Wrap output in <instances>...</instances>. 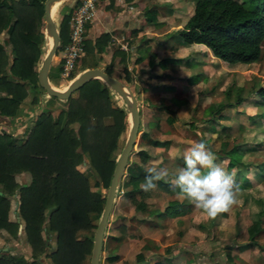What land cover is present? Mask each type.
<instances>
[{"label":"trees","instance_id":"1","mask_svg":"<svg viewBox=\"0 0 264 264\" xmlns=\"http://www.w3.org/2000/svg\"><path fill=\"white\" fill-rule=\"evenodd\" d=\"M44 2L0 0V34L3 30L8 33V38L0 41V91L5 92L2 95L0 93L1 116H14L29 88L44 91L35 69L43 57L40 45L44 35L41 31ZM79 3L80 0H77L62 16L58 51L63 50L70 40V19ZM154 20L155 9L146 8L140 23L145 25ZM170 36L187 43H202L215 56L230 63L256 62L263 51L264 0H195L187 20L174 29ZM109 41L110 34L104 32L93 41L85 40V51L102 50ZM170 59L165 57L157 65L164 66ZM105 71L112 75L111 68L106 67ZM49 76L53 78L50 72ZM125 79L127 82L131 80L129 76ZM196 79L197 75H192L187 81ZM242 90L243 86H239V104L244 99ZM75 91H78V95L71 94L66 99L67 107L61 109L57 116L41 111L24 138L19 139L6 131L0 133V228L18 235L23 223L26 240L31 247L29 258L22 253L12 254L9 250L1 249L0 264H43L44 257H49L51 264H90L93 234L83 237L78 234L93 231L97 227L94 219L100 218L106 195L101 190L91 188L88 176L78 165L87 160L88 168L97 177V186L108 188L118 159L112 158L111 154L119 145L121 133L127 129L129 116L126 107L112 104L111 89L100 78L86 81ZM250 92L256 94V105H264V86L254 84ZM37 93L33 103L39 100ZM224 106V103L210 105L207 110L214 114ZM260 115L264 117V111ZM168 119L172 121V117ZM211 120L212 117L205 121L212 125ZM145 135L143 131L142 136ZM150 142L167 147L172 140L151 138ZM229 144L226 140L222 142L224 153L219 155L220 158L229 169H241L243 165L248 170L250 163L243 160L244 151L248 148L240 142L231 147ZM251 148L256 149L255 146ZM138 155L141 163L127 166L126 183L130 187L124 194L135 203L138 210L143 211L149 192H144L140 185L147 174L144 163L149 154L145 149H140ZM254 168L259 172L264 171V160L255 164ZM23 171L31 175L27 185L16 180L15 175ZM157 186L170 193L179 192L178 188L173 187L171 179L157 182ZM15 193H18V220H12L9 216L10 197ZM191 205L185 199H172L161 214H179L184 206ZM44 232L48 235H44ZM248 233L249 244L264 248V244L259 241L260 235L264 233V205L255 212ZM53 234L55 247L48 251L51 245L49 237ZM146 249L148 247L144 246L142 250ZM143 251L137 253L138 261L144 258ZM118 258V254L106 256L110 262Z\"/></svg>","mask_w":264,"mask_h":264},{"label":"rangeland","instance_id":"2","mask_svg":"<svg viewBox=\"0 0 264 264\" xmlns=\"http://www.w3.org/2000/svg\"><path fill=\"white\" fill-rule=\"evenodd\" d=\"M76 1L77 0H63L61 3L54 5L53 15L55 17L58 28L63 14L68 12L71 6L75 5ZM194 3L195 0H148L147 5L154 6L158 11V17L166 19L167 21L170 22V25L174 26L173 28H177L182 26L184 22L187 20L188 16L191 14L193 10ZM143 14L144 11L141 9L138 16L141 17ZM41 31L43 32L44 35L40 47H41V52L44 55L49 46V39H48L49 36H47L44 20H42ZM2 32H6V30H3ZM7 46L10 47V41L9 44H7ZM201 46L206 47L208 51L205 50L204 48L203 50L207 51V53H204L203 51L201 52L200 50H197L198 52L194 51L196 52V54L190 57V64L196 70L203 68V65H207L208 70L206 69V73H205L207 74V76L202 80H200L198 84L191 86L189 89H184L178 93L170 92L169 90H164V89H159L156 92L151 90V92L155 94V96L152 97L151 102H153L154 105H156V107H153V104L151 102H148L147 96L151 94V92L142 91L140 87L137 85V83L135 87V85L133 84L131 85V83L127 82L131 86V88L133 89L134 93L138 98L139 111L141 115L139 135L137 137L136 144L129 155L128 165L129 164L134 165L136 162L141 163V158L138 155V151L140 149H144L148 147L147 146L148 141L146 139H142L141 135L143 130H148V129L151 131L152 135L156 133L160 137H165V136L171 137L173 139V145H171L169 151H174L176 153L179 151L178 152L179 154L181 153V151H183L182 147L186 142L192 143L193 145L194 142H200L201 137L202 138L206 137L207 139L210 140V145L212 146V148L218 151V155H221L224 152V150L222 149L219 150L221 140L230 139L231 144L233 143L234 139L239 140L240 142L249 143L251 145L260 143L259 145H257L259 150L247 152L244 155V160L247 162H252L250 165H254L255 163L260 162L264 159V119L258 117V115L263 110V107L253 106V103L255 102L256 99L255 93L248 95L246 99L241 102V104H238L236 102L237 98H235V94H232V96L229 97V101L231 102V104H229L230 102L225 104V109L223 110V116L219 117L218 119L219 121L217 124L218 131L211 132V130L209 129L205 130L204 129L205 124L201 122L202 118L208 117L207 113H204V107L210 101L218 102L224 100L225 90L232 83L234 82L237 84L246 83L247 87H250L255 82H257L262 86H264V43H263V51L260 60L250 64L244 62H236V63L227 62L215 56L212 53L211 49L205 46L204 44H201ZM209 53H211V55H209ZM58 54H60V51L57 50L53 57V63H52L53 66L50 70V74L53 78L51 79L50 76L49 78L54 86L58 88H64L68 85L69 83L68 81L70 80L62 79L58 74L59 70L55 69L58 61L57 60ZM92 59L98 60V58L95 55L93 57L92 54L89 52L88 54H85L83 57H81L78 61V67H76V72L82 69L84 67L83 65L92 63ZM40 65L41 62L35 68L37 72L39 71ZM191 69L192 67L188 65L183 66V68L180 67V71L183 72L184 75H188ZM178 82L180 83V81ZM110 89H111L112 104L115 106L127 108L123 98L119 95V93L115 92L111 87ZM36 92H38L37 94L39 100L38 102L33 103L32 100ZM0 93L1 95L5 94L4 91H0ZM72 94L74 96H77L78 91H74ZM174 94L186 97L187 98L186 103L181 104L171 99L170 96ZM244 94H247V92H245ZM159 95H162L163 97ZM162 104L169 105L172 110L164 107L161 108L160 106ZM157 105H159V108L157 107ZM66 107H67L66 100L59 98H51V95L47 94L45 90L35 91V90H30L29 88L27 95L23 98V100L19 105V109L17 113L11 117L7 116L8 118L7 119L5 118L6 120L0 122V133L6 131L11 133L14 137L22 139L25 137L28 129L33 125L35 118L41 111L44 110L46 112H50L54 116H57L61 111V109ZM169 115L172 117L174 121V123L171 124L172 126H169L170 123L166 119ZM224 115L228 116V118L224 117ZM128 116H129V110H128ZM9 120L12 121L9 122ZM155 120H158V124H155L158 126L153 129H150L148 126H152L150 124L155 123L154 122ZM106 121L109 122L110 119L107 118ZM150 121L151 123L149 124ZM192 121H195L197 123L196 128L192 126L193 124ZM11 126L13 128H10ZM129 126L130 123L128 124L127 129L123 133H121L119 145L111 154L112 158L119 157L121 150L128 137ZM157 160L158 159H154L151 161L149 160V163L147 160L144 163V165L145 166L149 165L150 167L153 165L155 166ZM179 164H180V159L172 163L171 161H169V165L167 167L169 171H171L172 168L173 169H177V167L181 168ZM225 164L226 162L224 160L218 163V165H220L229 174L230 173L229 169L225 167L226 166ZM251 167L252 166H250L249 171L247 172L246 175L248 177L249 184L255 187L253 190L254 191L253 196L252 197L249 196L246 202L242 204L245 197H243L241 194L238 193L237 203L234 206H232L229 210L230 216L219 219L217 223L218 229L214 231L215 235L214 232L213 234L210 232L207 235L204 233L201 234L200 236H194L195 239L197 240L190 241L193 242V244L197 243V249H200L201 251L199 254L200 260L202 259V254H205L206 258L204 259H208L206 260L208 262L211 261L212 258V261H216V264H236L240 262L238 258H233V262H232V259L227 254L228 251L227 247H236L233 250L234 255L239 256V258L243 259V261H245L246 264H259L260 261L258 260L257 252L255 250L251 249V250L239 252V250L237 249L238 247L236 246V243H238V241L239 242L244 241L246 237L245 228L251 219V215L249 212L250 206H252L253 204H257L258 206H260L263 205L264 203L263 201L262 203H259L258 201L259 195L263 194V190H264L263 184L261 182V177H258L257 176L258 171H256L254 167L252 168ZM78 168L84 171L85 174L88 176V179L91 184V188L93 190H101L103 194L107 195L108 188H105L103 185L97 186L96 184L97 177L94 171L91 168H88L87 160H85L83 163L78 165ZM230 175L234 176V179L237 184L236 173L234 175V171H231ZM15 176H16V180L22 185H24V183H26L27 185L31 180V175L27 171L19 172ZM127 180H128V173L126 167L124 174L119 181L113 207L105 229L99 264H107V260H106L107 245L105 241L109 239L107 237V231L109 230V228L113 227L115 223L119 221V220L115 221V219H117L118 217V216L116 217V215H131L133 211L138 210L135 206V203L132 202L124 194V192L130 187V185H127L126 183ZM255 196H257V198ZM175 197L176 194L162 192L160 188H156L154 191L149 192L148 196L145 198V201L148 199L147 200L148 204L152 208L161 209L162 207L164 208V206L167 204V202L170 199H173ZM137 198L140 199V195H138ZM17 207H18V193H15L13 196L10 197L11 212L9 216L12 220L19 219L18 218L19 214L17 213ZM141 214H148V212L146 211V207L145 210L141 212ZM235 215H238V218ZM98 221L99 218L94 219L95 223H98ZM175 225L173 224V226L170 227H173L175 229ZM190 228H192V226H190ZM95 230L96 228L93 231L92 230L82 231L78 234V236L83 237L85 234L91 233L93 234L94 237ZM177 231H178L177 229L173 230L172 231L173 234L169 237L174 236L173 239H175L176 235H178ZM44 235H48V234L44 232ZM262 238L264 239V235L261 237V239ZM49 240L51 245L48 248L49 249L48 251H52L55 247L54 234L49 237ZM5 246L9 247V251L12 254L22 253L26 258H29V255L31 254V247L26 240V236L23 230V223H21L20 225L18 235H13L8 230L4 228H0V248L1 247L3 248ZM141 251L143 250L141 249ZM143 252H145L146 255L147 251L145 250ZM135 253L136 252L134 251H130L129 254L126 255L127 260L131 259L132 262L131 264H140V262L137 260L136 257L137 254L135 255ZM151 260H156V258H153ZM151 260L149 263H152ZM175 260L176 263L182 260L180 259L179 254L176 255ZM43 264H51V259L49 257L48 258L44 257ZM125 264H129V263H125ZM179 264H182V262H180Z\"/></svg>","mask_w":264,"mask_h":264},{"label":"crops","instance_id":"3","mask_svg":"<svg viewBox=\"0 0 264 264\" xmlns=\"http://www.w3.org/2000/svg\"><path fill=\"white\" fill-rule=\"evenodd\" d=\"M147 2L148 0H101L100 2H98L96 9V16L86 25V38L87 40L93 41L97 36L105 32L110 34V41L102 48V50H100L101 52L99 50H94L93 52H89L92 54L93 57L95 55L98 58V60L92 59V63L83 65L84 67L76 72L77 75L81 73L84 69H87L89 67H100L104 70L106 67H109L112 70V75L116 76L117 78H123V79L129 76L131 78L129 83H131V85L132 84L135 85V87L137 83L140 89L144 92L145 91L151 92V90L156 92L159 89H164L175 93L176 92L178 93L184 89H189L191 86L198 84L200 80H202L207 76V74H205L206 69L208 68L207 65H203V68L196 70L190 64V57L196 54V52H198L197 50L207 53L208 50L206 49V47L201 46L202 43H187L183 40L170 36V33L176 28H173L174 26L170 25V22L167 21L166 19L158 17V11L156 10V8L154 6H148ZM146 8L155 9L156 20H154L151 23L142 25L140 23V20L145 15ZM141 9L144 11V14L140 17L138 16V14L141 11ZM7 37H8L7 33L2 32V34L0 35V40L3 39L5 40L7 39ZM9 48L10 47L7 46L8 50ZM203 48L207 51H204ZM116 49L118 50L114 54V51ZM85 54H88V52L85 51L83 56ZM62 55L63 53L62 51H60V54L57 55L58 61L55 69L58 70L60 69V62ZM209 55H211V53H209ZM165 57L166 58L168 57L169 59L173 58L176 60L172 61L170 59L167 62V64H165L164 66L157 65L158 61H160ZM52 63L50 70L53 66ZM187 65L192 67V69L188 73V75H184L183 72L180 71V67L183 68V66H187ZM77 67H78V62H77ZM192 75H197V79L194 80L193 82H188L187 78ZM122 81L127 83L126 79ZM178 81H180V83ZM254 84H259V83L255 82ZM232 85H234L232 91L229 94H227L228 89ZM253 85L247 87L246 83L237 84L234 82L225 90L224 100L218 102L210 101L204 107V113H207L208 116L206 118H202L201 121L202 123L205 124L204 129L205 130L209 129L211 130V132L218 131L217 129V124L219 122L218 119L219 117L223 116V110L225 109L224 106L220 110V112L215 111L214 114L213 113L211 114L207 110V108L210 105L217 106V104L220 103L226 104L230 102L229 97L232 96V94H235V98H237L239 86H243L241 95L244 97L243 100H245L248 95L252 94L250 90L253 87ZM245 92H247V94H244ZM153 96H155L153 92H151V94L147 96L148 102L152 101ZM159 96L163 97L162 95ZM170 98L181 104L186 103L187 100L186 97L175 94L171 95ZM151 103L153 104V107H156V105H154L153 102ZM229 104H231V102ZM253 106L263 107L261 113L264 111V105H256L254 102ZM157 107L159 108V105H157ZM160 107L161 108L164 107L172 110L171 107L167 104H162ZM260 114L258 115V117L264 119V117L261 116ZM169 117L171 116L169 115L166 119L170 123L169 126H172L171 124H173L174 121L173 119L172 121H169L168 119ZM210 117L213 118V120H211L212 125H210L208 122L205 121ZM224 117L228 118V116L226 115H224ZM5 118L7 119L8 117L0 115V122L6 120ZM10 121L11 120H9V122ZM140 122H141V115H140ZM154 122L155 123L153 124H150L151 121L149 122V124L152 125V126H148L150 129H153L158 126L155 125L158 124V120H155ZM192 122H193L192 126L196 128L197 123L195 121ZM10 128L13 127L11 126ZM143 131L146 132V135L145 136L141 135V138L146 139L148 141L147 143L148 147L144 148L149 154V158L147 159L148 163L149 160L151 161L154 159H158L156 161L157 163L155 166L167 167L169 165V161H171L172 163L180 159L179 165L180 167H184L185 165L184 155L187 149L192 146V143L186 142L182 147L183 151H181V153L179 154L178 153L179 151L177 153L174 151H169V148L171 147V145H173V139L171 137L168 136L160 137L156 133L152 135L149 129ZM151 138H157L159 140L171 139L172 142L167 147L156 146L150 142ZM200 140L205 141L207 145L210 147V149L215 153L217 157V162L215 161V163L216 164L220 163L222 159L218 155V151L214 150L210 145V140L207 139L206 137L204 138L201 137ZM223 141L225 140L220 141L219 150L222 149L221 147ZM226 141L230 143V139H227ZM238 142L240 141L234 139L233 143L232 144L230 143L229 145L231 147L232 145ZM240 143L248 148L247 150L244 151V155L247 152L259 150L257 145H259L260 143H256L255 145H251L246 142H240ZM253 146H255L256 149L253 150L251 148ZM244 155H243V160H244ZM248 163L251 164L252 162H248ZM258 163L259 162L255 164ZM254 165H250V166L254 167ZM148 167L150 166L146 165V168ZM225 167L228 168L227 165ZM178 169H179L178 167L177 169L172 168L171 171H169L171 172L169 177L171 181L173 175L176 173ZM241 169L232 168L229 169V172L231 173V171H234V175L236 173L237 185L239 186L238 193L241 194L243 197H245L242 203L244 204L249 196L251 197L253 196L254 193L253 190L255 187L249 184L248 177L246 175L249 169L246 170L243 165H241ZM257 173H260V175L257 174V176L261 177V182L263 184V189H264V171L261 172L258 171ZM157 188H160L162 192L170 193L159 186H157ZM171 194H176V197L173 199L183 200V198L179 197L177 193H171ZM255 197L257 198V196ZM147 200H146V211L148 212V214H141L142 212L141 210H136L133 211L131 215H116V217L117 216L118 217L117 219H115V221L118 220L119 221L115 223L113 227L109 228V230L107 231V237L109 239H107L105 242L107 245V249H106L107 255L118 254L119 258L111 262L106 259L107 264H125V263L131 264L132 263L131 259H129L130 261L127 260L126 255H128L130 251L136 252L135 253L136 255L141 251V249H143L144 246H147L148 249H146L147 252L144 258L139 261L140 264H179L180 262H182V264L183 263L184 264H216V261H212V258L211 261L209 262L206 261L208 259H204L206 258L205 254H202V259L200 260L199 254L201 251L200 249H197V243L193 244V242L190 241L197 240L195 239L194 236H200L201 234L204 233L207 235L210 232L213 234V232L218 229L217 223L219 219L230 216L229 211L219 214L215 219H211L202 210H199L195 208L193 205H191V206H184V209L179 214L165 215V214H161V211L164 209L163 207L161 209H157V208L154 209L148 204ZM258 201L259 203H262V201L264 202V190H263V194L259 195ZM263 205L258 206L257 204H253L252 206H250L249 212L251 215V219L245 228L246 237L244 241L239 242L237 240L238 243H236L239 252H243L251 249L255 250L257 252L258 260L260 261L259 264H264V248L261 249L257 245L249 244L248 227L252 223V220L255 218V212H257ZM235 216L238 218V215ZM173 224L174 225L176 224L175 229L173 227H170L173 226ZM190 226H192V228H190ZM176 229L178 230L177 231L178 235H176L175 239H173L174 236L169 237L173 234L172 231ZM263 235L264 233L260 235L259 241L264 244V239L263 238L261 239ZM167 236L169 239L167 238ZM227 248H228L227 254L232 259V262H233V258H238L240 262L236 264H246L245 261H243V259L239 258V256L237 255H234L233 250L236 247H227ZM177 254H179L180 259H182L178 263H176L175 260ZM153 258H156V260H151ZM150 260L152 263H149Z\"/></svg>","mask_w":264,"mask_h":264},{"label":"water","instance_id":"4","mask_svg":"<svg viewBox=\"0 0 264 264\" xmlns=\"http://www.w3.org/2000/svg\"><path fill=\"white\" fill-rule=\"evenodd\" d=\"M62 1L63 0H45L44 2L43 20L45 23L47 36H49V46L47 51L43 55L37 75L40 86L44 88L47 94L55 96L59 99L66 100L75 90L81 87L86 81L92 78H100L115 92L119 93L129 110L130 126L128 137L116 161L113 175L108 187L105 205L97 223V227L93 237L90 264H99L104 233L113 207L119 181L122 178L125 168L128 165L129 155L132 152L136 144L137 137L139 135V102L133 89L128 83L122 81L114 75H111L100 67H89L83 70L76 77H74L64 88H58L51 83L49 78V71L53 57L56 51L58 50L60 43L59 28L53 15V7L54 5L59 4ZM24 185H26V183H24ZM0 193H2L1 190ZM1 249L9 250V247L5 246L3 248H0V250Z\"/></svg>","mask_w":264,"mask_h":264},{"label":"clouds","instance_id":"5","mask_svg":"<svg viewBox=\"0 0 264 264\" xmlns=\"http://www.w3.org/2000/svg\"><path fill=\"white\" fill-rule=\"evenodd\" d=\"M217 157L205 141L194 142L184 155L185 166L179 168L172 184L178 188L177 195L209 218L228 212L237 203L239 186L233 175L216 164ZM140 187L144 192L154 191L157 182L169 179L167 167L151 166Z\"/></svg>","mask_w":264,"mask_h":264},{"label":"built area","instance_id":"6","mask_svg":"<svg viewBox=\"0 0 264 264\" xmlns=\"http://www.w3.org/2000/svg\"><path fill=\"white\" fill-rule=\"evenodd\" d=\"M101 0H80L70 19V40L63 48L60 62V77L72 80L77 76L78 59L85 53L86 25L96 16L97 4ZM68 81V82H70Z\"/></svg>","mask_w":264,"mask_h":264},{"label":"bare ground","instance_id":"7","mask_svg":"<svg viewBox=\"0 0 264 264\" xmlns=\"http://www.w3.org/2000/svg\"><path fill=\"white\" fill-rule=\"evenodd\" d=\"M48 39H49V37H48Z\"/></svg>","mask_w":264,"mask_h":264}]
</instances>
